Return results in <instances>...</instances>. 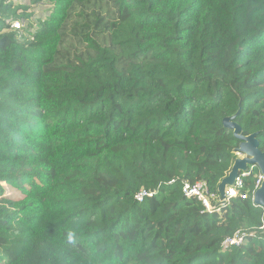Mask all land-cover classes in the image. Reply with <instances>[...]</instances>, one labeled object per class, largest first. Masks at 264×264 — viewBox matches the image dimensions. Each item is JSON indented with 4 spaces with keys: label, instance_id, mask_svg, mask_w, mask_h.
Masks as SVG:
<instances>
[{
    "label": "trees",
    "instance_id": "16d2710c",
    "mask_svg": "<svg viewBox=\"0 0 264 264\" xmlns=\"http://www.w3.org/2000/svg\"><path fill=\"white\" fill-rule=\"evenodd\" d=\"M19 1L0 0V264H264L258 167L211 212L183 193L221 197L229 124L264 154V0Z\"/></svg>",
    "mask_w": 264,
    "mask_h": 264
},
{
    "label": "water",
    "instance_id": "95a60500",
    "mask_svg": "<svg viewBox=\"0 0 264 264\" xmlns=\"http://www.w3.org/2000/svg\"><path fill=\"white\" fill-rule=\"evenodd\" d=\"M229 127L235 131V136L241 141L238 153L244 158L236 161L230 175L220 184L219 192L222 200H225V190L227 186L234 185L241 172L249 170L250 166L258 167L261 174L264 176V154L259 149L257 135L255 134L250 137H244L240 126L237 124H229ZM254 203L257 206L264 208V181L254 195Z\"/></svg>",
    "mask_w": 264,
    "mask_h": 264
},
{
    "label": "built area",
    "instance_id": "2783aa9c",
    "mask_svg": "<svg viewBox=\"0 0 264 264\" xmlns=\"http://www.w3.org/2000/svg\"><path fill=\"white\" fill-rule=\"evenodd\" d=\"M14 27L19 28L20 24L15 23ZM249 175L250 173L243 172L242 175H240V177L236 180L234 185L228 186L226 188L225 200H222L221 197L217 199L216 196H214L209 192L208 186L203 182H198L196 184L186 183L183 187V193L187 198H196L197 200L202 202L205 208L209 212H211L215 208H218L219 205L224 204L226 201H228V199L238 196L240 193L239 189H241L244 186V181H243L244 178L248 177ZM263 181H264V176L261 175L256 182L257 189L261 187ZM146 197H153V194L142 191L137 195V199L139 202H142ZM214 200H217L218 202L216 206L212 204ZM243 242L244 239L241 236L236 235L233 238L226 239L222 244V248L224 250H227L232 247L241 246Z\"/></svg>",
    "mask_w": 264,
    "mask_h": 264
},
{
    "label": "rangeland",
    "instance_id": "374dc122",
    "mask_svg": "<svg viewBox=\"0 0 264 264\" xmlns=\"http://www.w3.org/2000/svg\"><path fill=\"white\" fill-rule=\"evenodd\" d=\"M17 4H21V5H23V6H25V7H30V8H32V10H34V12H36V13H39V12H45V11H47V9L49 8V6H40V7H34L30 2H29V0H23V1H19V2H17ZM20 28H22V24L20 23ZM240 157V159H243L244 157L243 156H239ZM5 186V185H4Z\"/></svg>",
    "mask_w": 264,
    "mask_h": 264
},
{
    "label": "clouds",
    "instance_id": "9594fccd",
    "mask_svg": "<svg viewBox=\"0 0 264 264\" xmlns=\"http://www.w3.org/2000/svg\"><path fill=\"white\" fill-rule=\"evenodd\" d=\"M14 24H15V23H14ZM14 24H13V26H12V27H14ZM14 28H15V27H14ZM19 28H20V27H19ZM238 154H239V153H238ZM239 156H240V155H239ZM245 172H248V170H247V171H245ZM242 173H243V172H241V174H242ZM261 175H262V174H261ZM239 177H240V176H239ZM261 186H262V185H261ZM227 187H228V186H227ZM256 189H257V188H256ZM258 189H259V188H258ZM258 189H257V190H258ZM257 190H256V192H257ZM256 192H255V193H256ZM254 195H255V194H254ZM253 200H254V199H253Z\"/></svg>",
    "mask_w": 264,
    "mask_h": 264
}]
</instances>
